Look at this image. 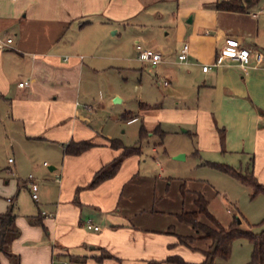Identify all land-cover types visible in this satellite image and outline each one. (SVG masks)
<instances>
[{
    "label": "crops",
    "instance_id": "1",
    "mask_svg": "<svg viewBox=\"0 0 264 264\" xmlns=\"http://www.w3.org/2000/svg\"><path fill=\"white\" fill-rule=\"evenodd\" d=\"M217 1L221 0H0L2 127L13 143L33 144L29 147L52 156L61 153L59 171L57 166H48L49 171L57 170L54 181L59 176L54 214L42 219L50 235L45 239L37 225L16 218L20 233L9 246L11 256L0 253V264H8L7 258L16 264H53L54 256L67 264H122L126 259L130 264H145L171 255L191 263L203 260L199 247L206 244L195 241L191 243L194 249H189L178 243V236H195L193 229L177 225L169 235L165 231L170 219L157 225L159 209L146 212L157 198L155 184L160 185L157 193L161 195L165 181L141 176L133 165L123 176L119 194L106 197L104 189L135 155L125 158L117 174L96 188L77 189L121 151L110 147L113 138L103 134L93 119L117 99L105 93L110 70L133 61L153 66L138 59L136 43L161 54V62L153 66L154 75L168 89L165 97L175 100V110L194 115L198 131L193 135L199 136L204 122L221 152L238 158L241 168L252 158L253 172L264 180V0L242 13L217 10ZM228 36L238 38L251 54L261 53L263 59L251 58L245 68L229 59L213 66ZM183 43H188L189 53L185 61H179ZM203 65L211 67L203 71ZM164 80L168 85H163ZM23 81L27 84L19 86ZM150 109L140 104L137 114H124L131 121L141 119L147 135L164 133L157 120L152 127L144 125L143 115ZM161 110L162 106L156 109ZM82 140L93 146L80 155H63L65 144ZM140 184L153 191L137 202L136 190L131 195L125 192ZM24 186L30 191L29 179ZM12 191L5 201L0 200V213L12 203ZM84 211L102 220L101 231L91 219L98 229L84 226ZM59 225L80 233L77 241L87 230L99 233H87L88 248L83 244L70 248L52 242ZM102 251L111 258L98 262L95 258Z\"/></svg>",
    "mask_w": 264,
    "mask_h": 264
},
{
    "label": "rangeland",
    "instance_id": "2",
    "mask_svg": "<svg viewBox=\"0 0 264 264\" xmlns=\"http://www.w3.org/2000/svg\"><path fill=\"white\" fill-rule=\"evenodd\" d=\"M153 69V66L133 61L122 65L120 69L108 72L105 93L107 97L114 95L117 99L111 100V104L107 105L103 111L97 112V117L93 120L97 127L100 126L98 128H101L103 134L119 140L125 147H138L139 152L125 166L127 168L122 170L104 189L106 197L109 198L114 193L119 194L124 183L123 176L127 173L128 168L136 165L141 176L165 181L166 186L163 187V194L157 193L160 188L158 183L155 184L154 191L151 187L146 188V184H140L137 188L133 185L129 186L125 193L131 195L136 190L138 194L135 195V198H138L137 202H139L140 198L147 194V191H153L157 198L150 201L146 212L154 213V207L159 209L156 215L161 217L157 225L163 219H170L165 233L171 229L167 234H174L177 225L182 229L187 227L192 230L191 226L181 223L177 215L181 212L196 210L197 194L204 197L207 201V212L223 228H228L236 217V224L240 230L258 233L263 228L261 221L264 218V194H254L250 185L210 164H226L238 168L239 159L229 153H223L217 148L215 142L207 134L208 130L203 125L204 122L200 123L202 125L199 136L193 135L198 131L194 115L188 111L175 110V100L172 97H165L168 94V89L159 84L162 80L155 77ZM140 104L151 106L150 111L143 115L144 125L152 127L157 120L164 133L155 132L148 133L143 137L139 136L141 119L131 121L130 116L126 117L124 112L133 116L140 110ZM161 106L163 110L156 111ZM8 135L0 121V195L3 197L0 200L5 201L13 188L12 205L16 218L28 223L30 216L40 214L42 219L45 217L47 219L50 214H54V202L59 190V183L56 182L57 180L54 181V176L57 170L59 171L61 153L52 156L44 149L29 147L33 144L13 143L8 139ZM250 160L253 161L252 158ZM43 162H46L47 165L44 166ZM57 163L58 165H55ZM49 165L57 166L58 169L49 171ZM29 175H32L33 182L37 184L38 198L36 201L31 198L30 191L24 186V181H27ZM253 175L260 184L264 185V180H259L255 173ZM261 176L264 179V173ZM17 184L19 185L18 189ZM85 214L87 216L85 220H93L92 223L96 224L101 231L102 220L95 218L97 216L94 213L85 212ZM198 220L208 226H213L205 214H199ZM15 226L17 227L16 224ZM38 227L43 231L42 236L46 239L50 235L49 229L46 231L47 235L42 226ZM17 229L20 233V229L18 227ZM90 232L99 233L87 230L83 234L81 233L82 240L77 241L80 238V233L72 232V229L59 225L56 232L53 231L58 237L55 240L52 239V242L68 244L67 246L70 248L83 244L85 248L86 246L88 248L86 237ZM195 241L206 244L205 247H199L203 248L200 250L201 253L210 245L209 240ZM185 252L188 251L185 250ZM192 252H198V250H192ZM251 252L250 241L247 238L238 237L231 242L228 258L226 260L217 258L215 263L247 264L250 261ZM126 260L122 264H130ZM7 263L16 264L17 262L7 258ZM62 263L61 257H53V264ZM68 264L75 263L68 262Z\"/></svg>",
    "mask_w": 264,
    "mask_h": 264
},
{
    "label": "trees",
    "instance_id": "3",
    "mask_svg": "<svg viewBox=\"0 0 264 264\" xmlns=\"http://www.w3.org/2000/svg\"><path fill=\"white\" fill-rule=\"evenodd\" d=\"M261 0H221L217 1L214 6L217 10L230 11V12H248L255 6L259 4ZM147 134V131L142 125L139 127V136L143 137ZM109 145L114 149H121L120 153L114 157L111 161L100 167L92 176L89 183L80 189H94L99 186L102 182L107 179L112 178L119 170L123 160L131 155H136L139 152L138 147H125L117 139H111ZM93 144L89 141H69L63 146V155H80L84 151L91 148ZM252 163L249 162L248 166L238 168L226 165V164H216L210 163L216 169L227 173L240 179L245 184L250 185L254 194L263 193L264 185L260 184L254 177ZM194 211L181 212L177 215L178 220L181 223L191 226L195 232V236H178V243L182 244L190 249L191 243L195 240H209L210 245L208 249L203 250L202 254L204 259L199 263H191L185 261L182 257L178 255H171L166 257V259L159 260H149L145 264H216L215 260L217 258L226 260L230 254L231 242L233 239L238 237L247 238L252 244V252L250 261L247 264H264V218L261 221L263 228L258 233H252L249 230H240L236 224V217L234 222L228 227L223 228L218 224L213 217L207 212V201L200 194L196 195ZM199 214H205L212 222L213 226H208L198 220ZM16 215L13 211L12 203L8 205L3 213H0V253L10 257L9 246L11 241L19 235V231L15 226ZM31 225L42 226L43 230L46 232V228L42 222V216L40 214L35 216H30L29 221ZM170 233V231H167ZM110 257L105 251H102L101 255L95 259L101 262L103 258Z\"/></svg>",
    "mask_w": 264,
    "mask_h": 264
},
{
    "label": "built area",
    "instance_id": "4",
    "mask_svg": "<svg viewBox=\"0 0 264 264\" xmlns=\"http://www.w3.org/2000/svg\"><path fill=\"white\" fill-rule=\"evenodd\" d=\"M10 39H7L6 42H10ZM137 50V57L140 61L143 62H149L153 66L157 65L159 62H161V54L157 51H153L149 48L142 47L139 43H136L135 45ZM189 53V45L188 43H183L179 53H178V60L179 61H185L187 59ZM251 58L255 60L256 62H260L263 59V56L261 53L255 52L253 54L250 53V51L245 48L241 41L233 36H228L224 40V44L220 49L217 51L213 66L215 65H221L225 60L229 59L232 61H235L239 66L242 68H245L251 61ZM211 65H203L202 70L207 71L209 70ZM27 84L26 81L19 82V86H23ZM163 85H168V81L164 80ZM11 161V159H9ZM44 166L47 165L46 162L43 163ZM32 175L28 176V179L30 181V192L31 197L33 200H37V184L32 182ZM57 180H59V176L56 177ZM84 226L87 229L97 230L98 227L96 225H93L91 223L90 219H87L84 223ZM63 264H67L66 262Z\"/></svg>",
    "mask_w": 264,
    "mask_h": 264
},
{
    "label": "water",
    "instance_id": "5",
    "mask_svg": "<svg viewBox=\"0 0 264 264\" xmlns=\"http://www.w3.org/2000/svg\"><path fill=\"white\" fill-rule=\"evenodd\" d=\"M49 168H51V167H49Z\"/></svg>",
    "mask_w": 264,
    "mask_h": 264
}]
</instances>
